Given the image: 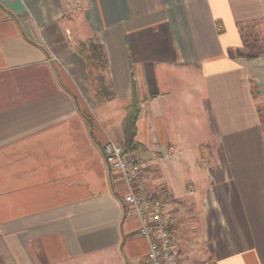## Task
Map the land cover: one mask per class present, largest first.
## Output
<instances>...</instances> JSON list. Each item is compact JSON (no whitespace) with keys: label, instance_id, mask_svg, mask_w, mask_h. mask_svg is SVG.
Segmentation results:
<instances>
[{"label":"crops","instance_id":"crops-1","mask_svg":"<svg viewBox=\"0 0 264 264\" xmlns=\"http://www.w3.org/2000/svg\"><path fill=\"white\" fill-rule=\"evenodd\" d=\"M254 35L264 0H0V264H147L130 190L103 153L124 144L135 96L130 153L146 196L166 204L177 264H264ZM91 39L115 93L102 103L79 51ZM193 111L214 142L194 157Z\"/></svg>","mask_w":264,"mask_h":264},{"label":"built area","instance_id":"built-area-1","mask_svg":"<svg viewBox=\"0 0 264 264\" xmlns=\"http://www.w3.org/2000/svg\"><path fill=\"white\" fill-rule=\"evenodd\" d=\"M103 153L107 165L122 174L130 190L125 196V203L140 220V234L148 241L147 264H177L178 256L166 204L162 199L146 196L148 185L140 161L114 141L104 145Z\"/></svg>","mask_w":264,"mask_h":264},{"label":"trees","instance_id":"trees-1","mask_svg":"<svg viewBox=\"0 0 264 264\" xmlns=\"http://www.w3.org/2000/svg\"><path fill=\"white\" fill-rule=\"evenodd\" d=\"M79 51L88 63L89 76L94 83L97 101L102 103L114 98V88L108 79V60L103 46L96 39H91L87 43H82ZM259 53L260 52L252 55L250 58L253 59L257 57ZM139 115L140 102L135 96L132 104L127 108L126 117L123 122L125 142L122 146L126 152L134 151L138 147L136 136Z\"/></svg>","mask_w":264,"mask_h":264},{"label":"rangeland","instance_id":"rangeland-1","mask_svg":"<svg viewBox=\"0 0 264 264\" xmlns=\"http://www.w3.org/2000/svg\"><path fill=\"white\" fill-rule=\"evenodd\" d=\"M255 36V35H254ZM258 36V35H257ZM256 44L261 45V47H264V37H257ZM250 42H254L253 39H250ZM197 111H193L192 115L189 117L188 121L185 120L182 123L186 124V131L189 132L188 135L183 136L186 140V145L192 147L190 155L194 157L196 154H198L199 150L201 148L205 147V141L209 140L211 143L213 142V139L207 135L206 125L203 124L204 122H201L200 120L196 119ZM193 147H196V149H193Z\"/></svg>","mask_w":264,"mask_h":264}]
</instances>
